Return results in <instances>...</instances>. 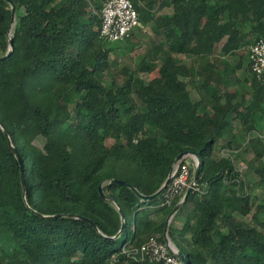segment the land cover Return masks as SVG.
I'll return each instance as SVG.
<instances>
[{
	"label": "trees",
	"instance_id": "1",
	"mask_svg": "<svg viewBox=\"0 0 264 264\" xmlns=\"http://www.w3.org/2000/svg\"><path fill=\"white\" fill-rule=\"evenodd\" d=\"M12 1L15 25L0 0V57L14 43L0 60V264H157L123 249L155 236L164 243L186 193L162 207L163 194L143 201L110 182L155 195L187 151L200 175L176 214L185 211V222L169 226L171 243L188 264H264V74L245 66L247 49L264 40V0H136L156 43L133 68H119L101 38L106 0ZM232 83H247L248 104ZM240 137H249L245 148ZM225 149L239 153L220 156ZM250 154L243 173L239 159ZM250 174L259 177L252 186ZM121 213L125 231L112 239Z\"/></svg>",
	"mask_w": 264,
	"mask_h": 264
},
{
	"label": "built area",
	"instance_id": "2",
	"mask_svg": "<svg viewBox=\"0 0 264 264\" xmlns=\"http://www.w3.org/2000/svg\"><path fill=\"white\" fill-rule=\"evenodd\" d=\"M136 0H106L101 12V38L109 44H116L131 38L133 33L142 28L140 14L135 6ZM249 62L257 76L264 74V40L255 42L249 50ZM264 136H262L263 138ZM248 141V140H247ZM239 151L228 149L221 151V156L231 157ZM200 165L198 157L185 156L173 166L168 185L163 190L162 207H169L183 196L190 187L191 173ZM123 253L134 262L150 261L157 264H183L177 256L178 250L169 242H161L159 236L149 238L140 247H125Z\"/></svg>",
	"mask_w": 264,
	"mask_h": 264
},
{
	"label": "rangeland",
	"instance_id": "3",
	"mask_svg": "<svg viewBox=\"0 0 264 264\" xmlns=\"http://www.w3.org/2000/svg\"><path fill=\"white\" fill-rule=\"evenodd\" d=\"M84 4L88 5L89 7H92V4L87 2V0L84 1ZM162 13L163 15H171L172 9L166 8L162 11ZM154 37L155 36L152 32V24H148L146 26L142 25V29L136 33V38L132 41V43L128 44L125 41H123V42L116 43V44H106V46L113 49L112 58L117 62L119 68H122V67H132L133 68L141 60V57L145 56L146 54L150 55L152 53V50L156 43ZM220 48H221V45L217 49V52H216L217 55L220 54ZM249 50L250 48H248L246 51L245 66L248 64V61H249ZM228 61L231 64L234 62L233 59L232 60L230 59ZM245 71L246 70H239L236 72L237 78L240 81H244V79L248 78V75ZM154 76H156V74L151 75V76L143 75L144 79L147 81L154 78ZM230 90H236L238 92V97L236 98L237 101H240L242 95L244 94L246 98L245 104H248V101L250 99H249V96L246 94L248 92L247 83H244V84L232 83V85L230 86ZM261 126L264 127V122L262 123ZM235 129L237 131L236 125H235ZM261 134H264V133L261 132ZM248 138L249 137H247V139H244L240 137L239 139L240 144H241L240 148H245L247 146ZM261 139L264 140V137ZM34 143L37 147L43 148L47 142L42 137H39L35 140ZM112 143L113 142L111 140L108 142L109 145ZM249 162L255 163L254 156L252 154L244 156L243 158L239 159L238 167L243 173L244 172L246 173L247 163ZM245 179H246L247 184L249 186H252L254 183H256L259 180V177L256 175L250 174V175H246ZM253 191H254L253 192L254 194L258 195L261 190L254 189ZM256 205L257 204H255L254 208H256ZM185 215H186L185 211L182 212L178 216L175 215L172 219L173 224L176 227H181L183 223L185 222ZM238 218L246 222L251 221V217L243 218V217L238 216Z\"/></svg>",
	"mask_w": 264,
	"mask_h": 264
},
{
	"label": "water",
	"instance_id": "4",
	"mask_svg": "<svg viewBox=\"0 0 264 264\" xmlns=\"http://www.w3.org/2000/svg\"><path fill=\"white\" fill-rule=\"evenodd\" d=\"M5 1L7 3H9V5L11 6V9H12V25H15L16 5L13 3L12 0H5ZM13 45H14L13 39H10V41H9V47H10L9 53L7 55L3 56V57H0L1 61L2 60H6L9 56H11ZM5 135H6L7 139H8V141H9V143L11 144V141L9 139V135H8V133L6 131H5ZM12 151L16 155V157H17V159H18V161L20 163L21 182H22L23 189L25 191L26 183H25V176H24V164H23L20 156L18 155L16 149L13 146H12ZM188 155H193V156L197 157V155L195 153L187 151V152H184V153L180 154L176 158L175 164H177L180 161H182L184 159V157L188 156ZM199 175H200V165L196 169V172L194 174V179L191 182V185L188 188L186 194L184 195L182 201L171 211V213L169 214V216L166 219L165 228H164V239H165L166 243L171 242L169 240V238H168V230H169V226H170V224L172 222V219L179 212V210L184 206V204L187 202L188 197L190 196V194L192 193L193 189L195 188V185H196V183L198 181ZM170 177H171V174H170L169 178L167 179V181L165 182V184L162 186V188L155 195H152V196H143L136 190V188L133 185H131V184L127 183V182L121 181V180H117V179L112 180L110 182V186H124V187H128L129 189L134 191L143 201H150V200H154L157 196L162 194L163 190L165 189V187L168 185V183L170 181ZM99 192H100V195L102 196V198L104 200H108L109 199V197L104 192L103 186H100ZM60 217H63V216L58 215V216H53V217H50V218L57 219V218H60ZM121 219L123 221L122 227H121L119 233L112 239L119 238L125 231L126 224H125V216H124L123 213H121ZM83 220L88 222V223H90L93 227H96L94 222H92L91 220H89L87 218H83ZM177 256L180 258V260L182 261L183 264H188L185 256L181 252L178 251Z\"/></svg>",
	"mask_w": 264,
	"mask_h": 264
},
{
	"label": "crops",
	"instance_id": "5",
	"mask_svg": "<svg viewBox=\"0 0 264 264\" xmlns=\"http://www.w3.org/2000/svg\"><path fill=\"white\" fill-rule=\"evenodd\" d=\"M168 9H172V8H168Z\"/></svg>",
	"mask_w": 264,
	"mask_h": 264
}]
</instances>
